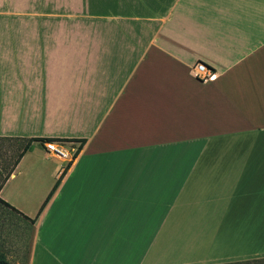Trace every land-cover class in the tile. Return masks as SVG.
Instances as JSON below:
<instances>
[{
  "label": "crops",
  "instance_id": "0c3cea01",
  "mask_svg": "<svg viewBox=\"0 0 264 264\" xmlns=\"http://www.w3.org/2000/svg\"><path fill=\"white\" fill-rule=\"evenodd\" d=\"M0 137L78 148L33 141L0 187L27 264H170L176 228L184 261L264 258V0H0Z\"/></svg>",
  "mask_w": 264,
  "mask_h": 264
},
{
  "label": "rangeland",
  "instance_id": "374dc122",
  "mask_svg": "<svg viewBox=\"0 0 264 264\" xmlns=\"http://www.w3.org/2000/svg\"><path fill=\"white\" fill-rule=\"evenodd\" d=\"M58 4L61 6L59 1ZM25 143L26 141L22 140L0 139V185L14 156ZM43 146L46 149L44 144ZM73 148L69 150L72 154L77 150L76 147ZM33 231L31 219L0 201V264L2 260L8 264H27ZM158 233L155 244L151 246V257L164 261L171 260L170 264H196L194 261L182 260L198 256V244L193 242L192 236H188V230L164 229L159 230ZM172 259L181 261L176 262Z\"/></svg>",
  "mask_w": 264,
  "mask_h": 264
},
{
  "label": "trees",
  "instance_id": "16d2710c",
  "mask_svg": "<svg viewBox=\"0 0 264 264\" xmlns=\"http://www.w3.org/2000/svg\"><path fill=\"white\" fill-rule=\"evenodd\" d=\"M0 139H13V138H9V137H0ZM13 140H22V141H26V143L23 145V147L18 151V153L14 156L12 163L9 166V169L6 173V176L3 180V182L1 183L0 187L2 186V184L5 182V180L8 178V176L10 175V173L13 171L14 167L17 165V163L19 162L20 158L23 156V154L28 151V150H32L33 149V141H38L41 143H44L46 141H54V142H61L63 140H68V139H62V138H54V137H30V138H15ZM74 141L79 142V147L85 142L84 138L81 139H74ZM78 151V148L76 150V152L74 153V156L76 155ZM70 162L64 167V169L62 170V172L60 173V175L58 176V178L56 179L55 183L53 184L52 188L50 189L48 195L46 196L45 200L43 201L39 212L43 209L44 205L47 203V201L49 200V198L51 197L52 193L55 191V189L57 188L64 172L66 171V169L69 167ZM0 201L2 203H4L6 206H10L7 202H5L4 200L0 199ZM31 221L33 222L34 219H31ZM264 264V258H259V259H252V260H244V261H235V262H228V263H219V264ZM1 264H8L7 262H5L4 260H2Z\"/></svg>",
  "mask_w": 264,
  "mask_h": 264
},
{
  "label": "built area",
  "instance_id": "2783aa9c",
  "mask_svg": "<svg viewBox=\"0 0 264 264\" xmlns=\"http://www.w3.org/2000/svg\"><path fill=\"white\" fill-rule=\"evenodd\" d=\"M192 70L194 77L197 80H201V81L214 80L220 76L219 69L211 68L201 61H197L193 65ZM43 144L45 145L46 151L48 153H52L58 156L59 158L63 157V159L72 160V158L74 157V154L70 153L69 150H67V153L65 154L63 151L56 148V145H59L58 142L46 141Z\"/></svg>",
  "mask_w": 264,
  "mask_h": 264
},
{
  "label": "bare ground",
  "instance_id": "6f19581e",
  "mask_svg": "<svg viewBox=\"0 0 264 264\" xmlns=\"http://www.w3.org/2000/svg\"><path fill=\"white\" fill-rule=\"evenodd\" d=\"M56 148H58L59 150L63 151L65 154L67 153V149L62 147V146L56 145ZM61 159H63V157H61ZM63 160H65V159H63Z\"/></svg>",
  "mask_w": 264,
  "mask_h": 264
}]
</instances>
